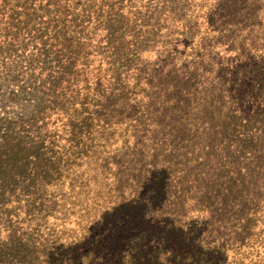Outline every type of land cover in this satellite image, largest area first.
Instances as JSON below:
<instances>
[{
  "label": "trees",
  "instance_id": "1",
  "mask_svg": "<svg viewBox=\"0 0 264 264\" xmlns=\"http://www.w3.org/2000/svg\"><path fill=\"white\" fill-rule=\"evenodd\" d=\"M261 3L0 0V264H264Z\"/></svg>",
  "mask_w": 264,
  "mask_h": 264
},
{
  "label": "rangeland",
  "instance_id": "2",
  "mask_svg": "<svg viewBox=\"0 0 264 264\" xmlns=\"http://www.w3.org/2000/svg\"><path fill=\"white\" fill-rule=\"evenodd\" d=\"M263 1L264 0H262V2ZM260 7H261L260 8L261 13H260V11L257 12L259 14L258 15L259 17H255V20L253 18H251L250 21L246 20V22H244L241 25V27H242L245 24H248V23L251 24L250 25L251 31H255V32L250 33L249 39L247 41L248 44H246V45H248L250 47V46H253L255 43H259L257 45L259 49L257 51L254 50V48H253V50H251V48L250 49L248 48L247 50H244V48H242V46H240V45L235 46V51H233V50L229 51L230 55H227L228 58H226L224 60V61H226L224 63L225 71H224L223 68H221L222 63H218L216 61L213 63L212 69L210 71H211L212 76L215 79L218 78L220 75H223V73L226 72V69H228L231 72V74H233L234 76H237L238 71L240 70V66L243 65L242 61L244 59H246L247 54L250 53V52H252L254 54L262 53V55H263L262 58H259L258 60L264 61V30L262 32H256L259 20L262 21V24L261 23L260 24L263 26V29H264V17H262V16H264V3H261ZM240 32H242V31H239V34H240ZM240 39H238V40H240ZM239 43L240 42H238L237 44H239ZM230 56H232V58ZM213 57L216 58L215 55ZM213 57H212V59H213ZM217 69H219V70L217 71ZM253 72L254 71L252 69H249V73H248V75H246L245 80H250V82H252L254 80L253 79L254 78V73ZM260 225L261 224H259V226Z\"/></svg>",
  "mask_w": 264,
  "mask_h": 264
}]
</instances>
